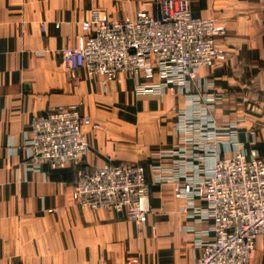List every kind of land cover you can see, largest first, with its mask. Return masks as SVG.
Wrapping results in <instances>:
<instances>
[{
    "label": "crops",
    "instance_id": "obj_1",
    "mask_svg": "<svg viewBox=\"0 0 264 264\" xmlns=\"http://www.w3.org/2000/svg\"><path fill=\"white\" fill-rule=\"evenodd\" d=\"M190 4L193 16L225 28L218 38L225 60L201 69L195 83L212 82L216 122H237L244 149L264 156V0ZM93 10L113 21L156 12L155 0H0V264H131L135 257L138 264H193L199 250L189 228L206 230L210 221L188 219L170 183L150 186L151 212L135 223L110 209L78 206L72 197L78 167L26 166L32 119L72 105L102 127H83L90 150L81 168L137 163L149 176L153 165H168L154 153L179 138L181 93L136 95V81L125 74L105 80L61 63L57 53L79 45ZM252 264H264V234Z\"/></svg>",
    "mask_w": 264,
    "mask_h": 264
},
{
    "label": "built area",
    "instance_id": "obj_2",
    "mask_svg": "<svg viewBox=\"0 0 264 264\" xmlns=\"http://www.w3.org/2000/svg\"><path fill=\"white\" fill-rule=\"evenodd\" d=\"M155 9L120 21L93 10L81 24L79 45L57 54L69 72L133 78L136 95L163 96L167 90L183 95L175 116L179 138L154 153L168 165H153L150 182L170 183L188 219L210 221L206 230L189 228L197 234L199 250L193 264H251L256 239L264 234V156L244 149L237 122H216L212 111L219 96L210 91L212 82L195 83L202 68L226 57L218 43L224 27L213 18L193 16L190 0H155ZM84 126L98 128L75 106L33 118L23 146L27 168L79 165L89 150ZM150 182L141 165L104 164L78 170L74 196L82 206L112 207L140 221L151 209Z\"/></svg>",
    "mask_w": 264,
    "mask_h": 264
},
{
    "label": "rangeland",
    "instance_id": "obj_3",
    "mask_svg": "<svg viewBox=\"0 0 264 264\" xmlns=\"http://www.w3.org/2000/svg\"><path fill=\"white\" fill-rule=\"evenodd\" d=\"M224 30H225V28H224ZM221 50H223L224 51V48L222 47V46H220L219 47ZM224 53H225V51H224ZM226 54V53H225ZM226 58V57H225ZM225 58L223 59V60H225ZM218 61H222V60H218ZM211 68V67H210ZM67 70V69H66ZM68 71V70H67ZM119 78V77H118ZM118 78L117 79H115V80H118ZM115 80H113V81H115ZM72 106H74V105H72ZM61 107H70V106H61ZM75 107H77L78 108V106H75ZM58 108V107H57ZM53 109H55V108H51V109H49L48 111H51V110H53ZM78 110H79V108H78ZM47 111V112H48ZM80 111V110H79ZM46 113V112H45ZM80 113L81 114H83L81 111H80ZM44 114V113H43ZM41 115V114H40ZM83 115H85V114H83ZM87 116V115H86ZM35 118V117H34ZM93 120V124L94 125H97L98 126V128H95V127H91L92 129H96V130H99V129H101L102 127H101V125H99L98 124V122H95V118H92ZM33 120V119H32ZM32 122V121H31ZM31 124V123H30ZM30 124H29V130H30ZM175 126H176V132L178 131V127H177V124H175ZM85 136H86V138H87V135L85 134ZM176 136H178V133L176 134ZM177 140H178V138H177ZM87 141H88V139H87ZM88 145H89V150H90V144H89V141H88ZM89 150H88V152H89ZM88 154V153H87ZM87 154H86V156H87ZM86 156H83L82 158H81V160H80V164L78 165H73V166H75V167H78L79 169H85V168H81V166H82V163H83V161H84V159H85V157ZM105 164H110V165H124V164H114V163H105ZM129 164H136V165H141V164H137V163H129ZM42 165H47L50 169H52V170H60V169H53V168H51V166L49 165V164H47V163H43ZM141 166H143V165H141ZM145 169H146V174H147V179L149 180V182H150V176H148V170H147V168L145 167V166H143ZM39 168H40V166H39ZM38 168V169H39ZM98 168V167H97ZM38 169H34V170H38ZM64 169V168H63ZM93 169H95V168H93ZM93 169H88V170H93ZM87 170V169H86ZM77 174H78V172H77ZM149 177V178H148ZM151 185H156V186H160L159 184H155V183H152V182H150V186ZM74 187H75V182H74V185H73V192H72V197H73V199H74V201H75V203L78 205V206H80V207H83V208H89V209H101V208H104V209H110V210H112V211H114L115 213H119V214H123V215H125L130 221H132V222H135V223H140V222H142L148 215H149V213L151 212V209L149 210V212L144 216V218L142 219V220H140V221H137V220H134V219H132L128 214H127V212L126 211H122V212H118V211H116L115 209H113L112 207H99V208H92V207H87V206H82L76 199H75V196H74ZM149 192H151V187H150V189H149ZM150 200H151V196H150V193H149V203H150ZM150 207H151V203H150ZM50 211H52V210H50ZM253 260V259H252ZM129 263H131V264H138L139 263V259L137 258V257H135V258H131L130 260H129ZM252 264V263H251Z\"/></svg>",
    "mask_w": 264,
    "mask_h": 264
},
{
    "label": "bare ground",
    "instance_id": "obj_4",
    "mask_svg": "<svg viewBox=\"0 0 264 264\" xmlns=\"http://www.w3.org/2000/svg\"><path fill=\"white\" fill-rule=\"evenodd\" d=\"M102 12V11H101ZM104 13V12H103ZM105 14V13H104ZM106 15V14H105ZM107 16V15H106ZM136 16V15H135ZM108 17V16H107ZM109 19V18H108ZM126 19H132V18H126ZM123 20V19H122ZM110 21H113V20H110ZM120 21V20H118ZM203 69V68H202ZM258 238V237H257Z\"/></svg>",
    "mask_w": 264,
    "mask_h": 264
}]
</instances>
